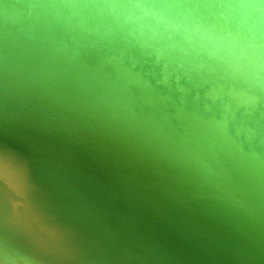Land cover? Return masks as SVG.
<instances>
[{
	"label": "water",
	"instance_id": "95a60500",
	"mask_svg": "<svg viewBox=\"0 0 264 264\" xmlns=\"http://www.w3.org/2000/svg\"><path fill=\"white\" fill-rule=\"evenodd\" d=\"M0 264H264V0H0Z\"/></svg>",
	"mask_w": 264,
	"mask_h": 264
}]
</instances>
